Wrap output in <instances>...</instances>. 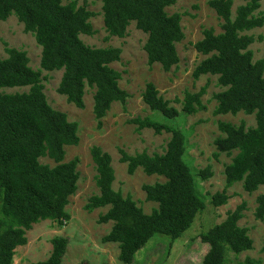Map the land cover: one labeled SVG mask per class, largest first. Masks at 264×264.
<instances>
[{"label":"trees","instance_id":"obj_1","mask_svg":"<svg viewBox=\"0 0 264 264\" xmlns=\"http://www.w3.org/2000/svg\"><path fill=\"white\" fill-rule=\"evenodd\" d=\"M101 3L103 24L109 36L123 37L128 25L146 34L144 51L149 65L159 64L168 71L179 57L176 44L184 39L182 14L168 13L166 8L176 0H97ZM233 13V0H208V6L219 19L220 31L205 27L201 38L192 44L202 56L192 72L194 80L203 75L216 76L220 91L213 94L216 104L213 114H254L255 126L244 122L234 125L218 121L223 136L214 140L216 152L232 156L224 166V188L210 200L214 207L226 204L227 189L240 182L242 189L253 193L264 186V60H253L249 46L255 41L248 32L264 24L262 0H243ZM15 15L23 30L33 34L41 48L40 70H62L57 92L77 108L84 107L85 88H92V113L96 127L113 103L126 104L129 94L120 86L121 72L111 64L120 60L116 47H90L80 35L93 33L88 21L91 12L78 6L76 0H0V19ZM0 58V264H11L17 247L27 243L26 233L45 219L59 225L69 219L66 206L77 189L79 159L65 160V147L79 142L78 125L68 121L65 113L53 109L46 100L40 70L29 66L26 53L5 48ZM28 87L27 91L5 93L2 89ZM206 86L198 91H184L181 108L159 94L152 82H147L141 94L142 102L151 112L166 118L179 114L193 115L206 109L201 97ZM137 130L151 129L168 133L162 153L146 150L128 154L119 149V161L126 164L128 174L137 168L146 175H157L163 181L142 185L145 200L157 203L145 213L130 195L114 190V169L111 156L94 145L90 155L95 166L97 194L90 196L84 206L92 212L108 207L99 216V223L112 222L104 243H117L118 259L133 263L134 256L155 234L173 242L187 230L205 204L196 193L193 175L183 160L185 137L175 127L149 116L128 120ZM48 160V162L46 161ZM51 162V163H50ZM203 179L211 177L210 166L200 170ZM254 217L264 219V193L255 198ZM246 203L226 211L224 219L199 234L207 251L199 264H261L260 259L237 255L253 248L246 227L238 222L244 216ZM49 256L32 264H62L68 238L53 237ZM264 253V244L261 248ZM233 255L234 261L230 258ZM79 264H89L87 260ZM100 264H107L102 262Z\"/></svg>","mask_w":264,"mask_h":264},{"label":"rangeland","instance_id":"obj_2","mask_svg":"<svg viewBox=\"0 0 264 264\" xmlns=\"http://www.w3.org/2000/svg\"><path fill=\"white\" fill-rule=\"evenodd\" d=\"M71 0H62L63 4ZM208 0H176L166 8L168 13L179 12L182 14L181 27L184 39L176 44L179 61L168 71L159 64L149 65L144 51L146 34L138 30L131 22L123 37L109 36L103 24L101 3L97 0H76L78 6H83L92 13L88 19L93 33L81 34V41L90 47H116L120 48V60L111 66L121 72L120 86L128 94L124 109L121 104L113 103L111 108L102 118L100 128L96 127V120L92 113L93 89L86 87L83 96L84 107L77 108L68 103L65 96L57 92L62 70H40L41 48L37 45L33 34L23 30V24L15 15L7 19H0V58L6 57L5 48H15L26 53L29 66L33 70H40L43 92L49 105L66 114L68 121H74L78 125L79 142L74 146L65 147V160L74 157L79 159L77 172L79 179L77 189L69 198L66 211L69 219L59 225L49 219L34 224L26 233L27 243L17 247L11 264H32L45 260L52 249L50 240L56 236L68 238L66 251L62 264H79L87 260L89 264H123L118 259L117 243H104L102 237L106 235L112 222L99 223L98 219L108 207H101L88 212L84 206L90 196L98 193L95 185V166L90 155V148L94 145L101 147L111 156V165L114 169V190H119L125 195H130L145 213H150L157 203L145 200L142 185L155 181H163L164 178L157 175H146L141 168H137L133 174H128L126 164L119 161V149L128 154L146 150L147 153H162L169 139V134L154 133L151 129L137 130L129 119L137 116L150 118L180 129L185 137V151L183 160L188 165L194 179L196 193L203 200L205 207L196 215L191 226L182 235L170 241V238L161 234H155L147 244L137 251L133 264H199L208 246L199 240V234L208 230L214 224L221 222L226 211L234 209L241 202L246 203L244 216L239 220V226L246 227L253 241V248L237 255L238 260L248 256L260 259L264 264V253L261 248L264 244V219H255L253 213L256 206L255 198L264 193V186H260L253 193H247L242 189L241 183H235L227 189L229 199L226 204L214 207L211 197L215 192L224 188V166L230 162V156L217 151L214 140L223 136L217 128L218 121H225L234 125L244 122L246 127L255 126L254 114H213L215 100L213 94L220 91L216 76L203 75L194 80L192 72L197 63L202 59L193 48L192 44L202 36L201 31L205 27H214L220 31L219 19L208 6ZM243 0H233V13ZM260 11L264 12V0ZM255 41L249 46L253 53V60H264V24L248 32ZM147 82H152L165 99L177 109L181 108L180 102L184 91L195 92L202 86H206V92L201 97L206 109L193 115L179 114L175 118H166L158 112H151L142 102L141 94ZM28 87L2 89L5 93L24 92ZM48 162V160H46ZM51 163V162H50ZM210 166L212 175L203 179L199 172L206 166ZM230 258L234 261L233 255ZM230 264H234L230 263Z\"/></svg>","mask_w":264,"mask_h":264},{"label":"crops","instance_id":"obj_3","mask_svg":"<svg viewBox=\"0 0 264 264\" xmlns=\"http://www.w3.org/2000/svg\"><path fill=\"white\" fill-rule=\"evenodd\" d=\"M116 244V243H115ZM131 264H133V263H131Z\"/></svg>","mask_w":264,"mask_h":264}]
</instances>
